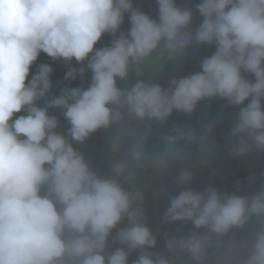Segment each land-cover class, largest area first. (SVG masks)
Listing matches in <instances>:
<instances>
[{
    "label": "clouds",
    "instance_id": "1",
    "mask_svg": "<svg viewBox=\"0 0 264 264\" xmlns=\"http://www.w3.org/2000/svg\"><path fill=\"white\" fill-rule=\"evenodd\" d=\"M154 2L155 19L136 0H0V264H178L182 256L187 264H264V184L252 194L240 182L232 192L197 190L186 163L193 148L198 164L208 162L223 116L174 124L155 149L137 127L225 101L236 109L229 154L264 153V0ZM105 36L110 42L101 44ZM213 44L199 70L171 76L166 87L145 75L153 59L179 64L189 49ZM42 53L67 66L58 94ZM88 73L86 87L72 86ZM110 129L112 151H124L102 175L78 145ZM173 166L182 188L161 224L193 230L165 231L161 252L140 176ZM165 191L159 185L154 194ZM253 221L250 239L230 235Z\"/></svg>",
    "mask_w": 264,
    "mask_h": 264
},
{
    "label": "trees",
    "instance_id": "2",
    "mask_svg": "<svg viewBox=\"0 0 264 264\" xmlns=\"http://www.w3.org/2000/svg\"><path fill=\"white\" fill-rule=\"evenodd\" d=\"M194 2V0H193ZM178 3L184 5L186 0H178ZM136 6L142 8L145 12L150 14L154 19L158 18L157 5L154 0H136ZM191 6V3L189 4ZM202 18L196 14L194 15L193 27L199 24ZM129 27L127 18L125 19L124 25H122V30L127 31ZM110 42V37L105 36L101 44H107ZM99 46V45H98ZM215 49V45H200V48L196 52L188 51L183 61V72L181 76L188 75L193 71L199 70L200 61L203 57L210 55ZM46 61L56 66L61 64V61H52L46 54H41L38 62ZM75 62V61H73ZM90 73L87 74L84 80H77L76 85L87 86L90 82ZM251 78V77H250ZM130 79L129 81H131ZM64 82V81H63ZM163 86H167L166 82L161 83ZM55 89V88H54ZM58 94L59 91H54ZM56 111V110H54ZM207 117L201 112L198 107L197 111L192 114L191 117L175 112L169 121L164 124H158L159 127L156 130L157 135L166 134L174 124H191L193 126H199ZM61 124L64 122L63 117H60ZM141 130H146L143 125H137ZM59 131H62L61 128ZM229 130H214L213 137L217 140L216 151L209 156L207 165L197 163L187 162L188 165L194 167L195 174L193 177V187L197 190H203L209 184H212L220 189L221 192H232L237 190V182L239 183V191L242 194H248L253 186L264 181V153L253 152L246 157L231 156L228 152L227 142ZM115 130H101L95 133L84 145H78V147L85 153L86 158L91 162L92 166L100 172L102 175H107L110 173V162L111 160L123 155L124 148L119 152H113L111 148V143L109 141V136H115ZM162 140L159 138H154L149 140L150 148H157L161 144ZM197 164V165H196ZM255 176V181L249 183V177ZM177 176L175 166L170 167L167 171L161 175H155L153 173L144 172L143 180L146 182L151 190H154L159 185H164L167 188L165 192H159L155 194L153 202V212L148 218V222L153 230H159L160 235L158 237L157 251L165 252L164 247V237L163 233L165 231L172 232L178 227H187L188 223H177L172 225H162L161 216L164 208L169 203V198L176 195L179 190H181L182 185L175 182ZM256 225L250 224L245 229L234 230V235L239 240H248L251 238ZM114 241H110L109 250L116 247ZM135 253L133 254V258ZM210 264H215V257L211 258Z\"/></svg>",
    "mask_w": 264,
    "mask_h": 264
},
{
    "label": "rangeland",
    "instance_id": "3",
    "mask_svg": "<svg viewBox=\"0 0 264 264\" xmlns=\"http://www.w3.org/2000/svg\"><path fill=\"white\" fill-rule=\"evenodd\" d=\"M199 48H200V45H197L194 48L189 49L188 51L196 52V51H198ZM73 64H75V62H73ZM183 64H184L183 61H181L179 64H174L172 61H168L165 58H156V59H153L151 61V63L145 68V75L154 76L155 78L158 79V82L160 84L162 82L167 83L168 79L171 76H177V77L181 76V74L183 72ZM53 69H54L53 81L57 85V87H55V89H54V91L56 92V91H59L60 87H62L64 84L67 83L66 81L63 80L64 74L67 71V66L62 62L61 64L54 66ZM77 80L71 82L72 86H76ZM133 82H134V77L132 78L131 81L128 80V81L121 82V86L127 87V86H130ZM199 108H200L201 112H203V114L207 118L215 117L218 114L223 116L222 123H220L216 127V129L229 130L230 127L232 126L234 119H235L236 109L227 105V103L225 101H220V100H214L211 102L206 101V102H203L199 106ZM143 126L146 130H142V131H145L147 133L149 140L154 139V138H159L162 140L163 136L157 135V133H156V130L159 127L158 124L153 122L152 125L143 124ZM112 138H113V136H109L110 143H111ZM213 139L217 145V140L214 137H213ZM228 142H229V140H228ZM228 142H227V145H228ZM187 162L197 163L194 148H193L190 160ZM207 163L204 164L205 168L209 167V165H207ZM140 182L146 188L145 211H146L147 217L149 218V216L153 212V202H154L153 200L155 198V194L150 189V186H148L142 180V175L140 176ZM262 184H264V181L261 183H258L256 186H253L250 190H248V194H252V193L258 191ZM250 224L256 225V222L253 221ZM192 230H193V226L191 225V223H189L188 228L187 227L186 228L178 227V228L173 230V233L187 235ZM230 235H234V233H232ZM235 239L237 241H244L241 239L239 240L238 238H236V236H235ZM179 261H183L184 264H187L188 258L186 256H182L179 258ZM179 261H178V264H179Z\"/></svg>",
    "mask_w": 264,
    "mask_h": 264
}]
</instances>
